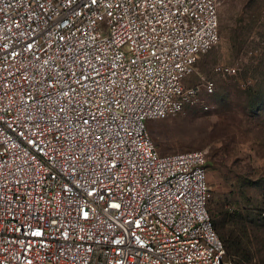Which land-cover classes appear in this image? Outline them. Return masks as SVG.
<instances>
[{
  "label": "built area",
  "instance_id": "built-area-1",
  "mask_svg": "<svg viewBox=\"0 0 264 264\" xmlns=\"http://www.w3.org/2000/svg\"><path fill=\"white\" fill-rule=\"evenodd\" d=\"M218 5L0 0V264H233L208 148L162 153L147 127L198 100Z\"/></svg>",
  "mask_w": 264,
  "mask_h": 264
},
{
  "label": "rangeland",
  "instance_id": "rangeland-1",
  "mask_svg": "<svg viewBox=\"0 0 264 264\" xmlns=\"http://www.w3.org/2000/svg\"><path fill=\"white\" fill-rule=\"evenodd\" d=\"M218 18L219 40L183 78L201 86L198 100L147 127L162 153L208 148L214 228L221 239L220 232L242 233L246 256L232 254L233 264H264V0H219ZM204 79L213 80L212 92Z\"/></svg>",
  "mask_w": 264,
  "mask_h": 264
},
{
  "label": "trees",
  "instance_id": "trees-1",
  "mask_svg": "<svg viewBox=\"0 0 264 264\" xmlns=\"http://www.w3.org/2000/svg\"><path fill=\"white\" fill-rule=\"evenodd\" d=\"M207 206H208V202H207ZM211 219H212V216H211ZM212 223H213V219H212ZM220 234L224 241L223 244H224L226 255L228 258L231 259V255L236 254V253L246 256L247 249L245 248L244 243H243V235L242 233L237 231V228L236 229L234 228V230L231 229L230 233L228 234L224 232H220Z\"/></svg>",
  "mask_w": 264,
  "mask_h": 264
}]
</instances>
